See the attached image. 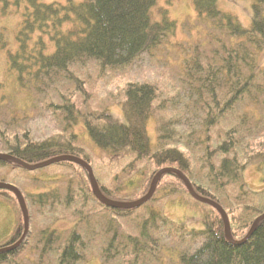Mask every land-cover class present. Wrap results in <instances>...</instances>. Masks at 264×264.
I'll list each match as a JSON object with an SVG mask.
<instances>
[{"label": "trees", "instance_id": "trees-1", "mask_svg": "<svg viewBox=\"0 0 264 264\" xmlns=\"http://www.w3.org/2000/svg\"><path fill=\"white\" fill-rule=\"evenodd\" d=\"M21 1L27 8L8 59L29 104L20 116L0 104V154L29 165L64 155L91 165L87 134L116 170L108 183L96 176L106 198L136 202L161 169L175 168L198 195L223 207L234 240L244 239L264 214V191L249 189L245 175L253 166L264 182V0H250L249 27L223 11L220 0H192L196 20L182 42L158 0H0V14ZM3 88L0 80V94ZM61 163L71 171L64 193L19 189L36 230L20 245L22 209L14 193L0 189L18 219L0 242V264L27 252L52 254L56 264H264V220L237 245L211 206L202 229L165 214V201L181 193L200 203L176 174L160 178L150 201L124 209L95 197L84 168ZM3 166L20 165L0 160Z\"/></svg>", "mask_w": 264, "mask_h": 264}, {"label": "rangeland", "instance_id": "rangeland-1", "mask_svg": "<svg viewBox=\"0 0 264 264\" xmlns=\"http://www.w3.org/2000/svg\"><path fill=\"white\" fill-rule=\"evenodd\" d=\"M44 2L47 4L54 2L65 4L66 0H44ZM250 3V0H220V8L223 11H227L228 13L236 16L245 27H249ZM158 5L159 7L167 8L171 19L178 24L176 40L180 42L186 40L184 28L188 24L193 25L196 20V12L192 0H158ZM26 8L27 4L24 1H21L19 6L11 5V10L8 15L5 16L0 14V32L4 34L6 42V48L4 50L0 48V80L4 84L3 91L0 94V104H2V110L4 112H7L8 114L15 112L16 114H19V116L27 109L29 100L24 92L18 90L17 76L9 68L8 52H15L18 47L17 35L20 30ZM166 54L167 49L161 52V58L166 57ZM169 57H171V55ZM174 57H172V59H177V54ZM261 63L264 67V53L261 58ZM111 111L117 117L122 118L119 106H113ZM78 133L83 135V129H80ZM149 133L153 141H156V132L153 121L149 122ZM85 135H83V138L90 147L89 152L92 155L91 165L95 176H97L98 179L102 176L103 182L108 183L116 170L110 168L107 159L103 157V154H101L99 149L95 147L94 144L92 148V142L90 141L88 135ZM73 166L78 165L73 164ZM78 168L79 167H77V169ZM68 170L69 169H67V167L61 162L35 170H30L23 166H3L0 167V184L13 185L18 189H21L25 195L30 194L37 196L47 191H55L58 195L59 193H64L65 186H63V183L66 185V180L71 173L70 170L68 173ZM245 175L249 189L254 192L264 191V182L262 181L263 174L255 167L251 166L247 168ZM6 192L13 196V192L9 190ZM10 195H8L7 198H10L13 202ZM163 195H161V197H163ZM11 201L7 202L0 199V242L9 237L12 232L17 229V210L14 203ZM165 204V214L171 220L175 222H185L194 229H202L203 225L201 220L205 214V208L208 205L202 203L194 205L188 201L187 197L183 193L179 194L176 199H170L168 202L165 201ZM29 209H31L30 205ZM32 215L33 211L31 210V216ZM33 227L34 218L33 222L30 223V230H32ZM35 228L37 229V232L42 229L41 226H35ZM63 228H65V225ZM31 253L32 252L24 253L14 264H56L55 257L52 254L47 256L38 254L36 258ZM168 254L169 251L166 252V255ZM166 260L167 259H164L165 262ZM171 263L172 262L168 263L167 261L165 264ZM91 264L94 263L92 262Z\"/></svg>", "mask_w": 264, "mask_h": 264}, {"label": "water", "instance_id": "water-1", "mask_svg": "<svg viewBox=\"0 0 264 264\" xmlns=\"http://www.w3.org/2000/svg\"><path fill=\"white\" fill-rule=\"evenodd\" d=\"M0 160L6 161V162H10V163H14V164H18V165L23 166L25 168H28L30 170H35V169L47 167V166H50V165L58 163V162H71V163L77 164V165L81 166L82 168H84L87 171L89 179H90V183H91V186H92L93 193H94L95 197L102 204H104L106 206H109V207L124 208V209L135 208L137 206H141V205L147 203L148 201H150L151 198L154 196V193L156 191V188L158 186L160 178L163 175H165V174H176L184 182V184L187 187L190 195L195 200H197L198 202H200L202 204L211 206V207H213L214 209H216L219 212V214L221 215V217H222V219H223V221L225 223L226 234H227L229 240L232 243H235L237 245L243 244L246 241H248L250 239V237L256 231V228H257L259 222L264 220V214L259 216L256 219V221H255L253 227L251 228V230L249 231V233L246 235V237L244 239H242L241 241H235L233 236H232V234H231L230 220L228 218V215H227L226 211L223 209V207L219 203L214 201V200L207 199V198H204V197L198 195L195 192V190L193 188V185L190 182V180L188 179V177L185 176L180 170L175 169V168H164V169H161L157 173V175L155 176V178H154V180L152 182V185L150 187V190H149L148 194L145 197H143V198H141V199H139V200H137L136 202H133V203H117V202L109 200L108 198H106L103 195V193H102V191H101V189H100V187L98 185V182H97V179H96V176H95V173H94V170H93L92 166L89 163H87L85 160L81 159V158L64 155V156H59V157L53 158V159L48 160L46 162H42V163L35 164V165H29V164H27V163H25V162H23V161H21L19 159H16V158H14L12 156L0 154ZM0 189H6V190H9V191L13 192L15 194L19 204H20L21 209H22V212H23V215H24V232L22 234V237H21L20 241L17 244V245H20L26 240V238H27V236L29 235V232H30V217H29V211H28L27 204L25 202L23 194L21 193V191L17 187H15L13 185H10V184H0ZM14 247H16V245L13 246V247L8 248V250L13 249ZM2 252H4V251L3 250L0 251V253H2Z\"/></svg>", "mask_w": 264, "mask_h": 264}]
</instances>
